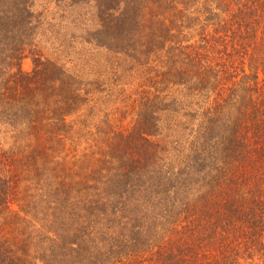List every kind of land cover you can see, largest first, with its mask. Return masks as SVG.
I'll return each instance as SVG.
<instances>
[{"label":"trees","instance_id":"obj_1","mask_svg":"<svg viewBox=\"0 0 264 264\" xmlns=\"http://www.w3.org/2000/svg\"><path fill=\"white\" fill-rule=\"evenodd\" d=\"M57 1L139 82L68 71L33 0H0V264H264V0Z\"/></svg>","mask_w":264,"mask_h":264},{"label":"rangeland","instance_id":"obj_2","mask_svg":"<svg viewBox=\"0 0 264 264\" xmlns=\"http://www.w3.org/2000/svg\"><path fill=\"white\" fill-rule=\"evenodd\" d=\"M81 8H70L57 0H33V9L42 18V30L39 31L35 41L37 47L45 57L55 60L68 71L77 73L84 79L95 81L97 84L103 82L105 85L111 81L113 75L117 74L121 75L118 82L119 86L137 89L138 80H135L132 87L130 86L131 80L128 77V72L125 71L127 63L124 62L123 56L114 55L93 44L84 42L82 38L84 32L88 29H95L97 26L93 18L94 9L92 7ZM22 68L26 72L32 71V59L29 57L24 59ZM112 84L111 82L107 85L111 86L109 88L113 90L112 87L116 85L112 86ZM97 96L99 104L111 105L109 102L114 101L108 96ZM102 98L104 102L101 101ZM195 101L197 102V99ZM196 102L188 106V112L184 111L185 116L183 117L176 116L177 113L175 112L161 114L162 133L157 138L161 143L166 144L168 141H175V138L182 141L189 139L181 130L175 135L172 124L176 125L178 129H190L196 122L197 108L193 106ZM100 109L106 111L103 106ZM100 109L92 112L91 118L96 119L94 121L102 117L103 112H99ZM107 112L126 119L123 122L126 126L134 122V118L131 117L132 112L129 110H122V112L114 110L112 112L108 108ZM128 116L130 117L128 118Z\"/></svg>","mask_w":264,"mask_h":264}]
</instances>
